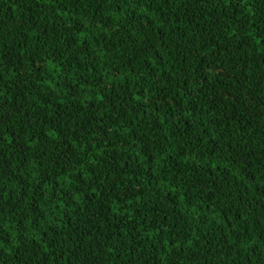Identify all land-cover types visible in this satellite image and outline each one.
Instances as JSON below:
<instances>
[{
  "label": "trees",
  "instance_id": "16d2710c",
  "mask_svg": "<svg viewBox=\"0 0 264 264\" xmlns=\"http://www.w3.org/2000/svg\"><path fill=\"white\" fill-rule=\"evenodd\" d=\"M0 264H264V0H0Z\"/></svg>",
  "mask_w": 264,
  "mask_h": 264
}]
</instances>
